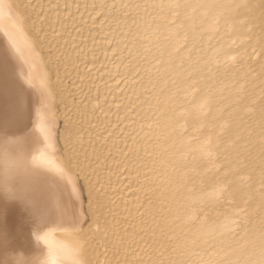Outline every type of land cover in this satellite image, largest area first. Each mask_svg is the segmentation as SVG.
Returning <instances> with one entry per match:
<instances>
[{
	"label": "bare ground",
	"instance_id": "bare-ground-1",
	"mask_svg": "<svg viewBox=\"0 0 264 264\" xmlns=\"http://www.w3.org/2000/svg\"><path fill=\"white\" fill-rule=\"evenodd\" d=\"M27 1L0 0V136L32 137L30 158L41 170L49 161L58 166L71 161L74 168L79 163L76 170L87 180L91 202L95 201L99 209H94L91 223L85 227L87 215L82 195L81 220L75 228H51L36 233L24 205L0 201V231L7 232L17 245L28 246L33 254L40 248L36 237L43 236L52 245L51 264H173L176 260L219 264L223 259L258 255V247H251L247 241L258 237L261 215L258 219L256 215L264 210V190L260 189L256 176L259 171L256 173V163L251 159L253 156L258 157L255 162L259 159V115L264 107L259 99L264 94V58L248 65L246 54L250 52L256 57L264 54V46L257 39L249 43L260 9L252 13L241 10L236 19H243L244 25L237 32L226 27L214 30L211 15L205 16L204 10H200L194 20L195 29L186 33V41L177 35L185 34L178 27L180 20L165 25L152 19L158 10H140L136 26L122 31L118 38L127 39L124 44L128 47L126 51L133 54V62L139 54L148 61L149 74L145 80L151 96L144 111L146 122L140 125L139 121L142 133L120 141L126 133L125 124H131L132 119L119 106L124 98L120 100L112 94L118 83L111 80L109 86L110 78L97 83L93 77L90 81L91 75L84 72L87 67L93 69L100 64L85 54L93 44L82 46L79 35L71 39L69 30L77 24V15L72 23H58L60 14L55 9L44 8L42 0L35 5L31 4L34 0ZM56 1V6L58 2L66 5V0ZM139 1L156 2L136 0ZM73 10L70 4L68 11ZM64 12L61 10L68 15ZM169 17L172 18L170 13ZM41 19L50 28H42ZM78 19L81 23L77 27H82L81 17ZM98 44L104 54H109L108 44L103 47ZM45 49L55 56L46 57ZM237 53L245 56L244 63L238 73L228 75L225 67L234 63L232 57ZM78 54L82 59L76 58ZM62 58L67 64L53 77L49 61ZM126 64L123 60L112 67L118 70L124 66V75L130 78ZM103 72L110 73L107 69ZM257 74L262 79L259 90L255 83ZM74 78H77L72 83L74 88L69 90L66 82ZM173 80L177 83L170 87ZM129 84L134 86L132 78L126 83ZM86 91H91L89 96ZM110 94L116 98V104L109 99ZM85 95L86 104L82 101ZM79 96L76 102L75 97ZM59 97L70 103V109L64 107L61 115ZM99 105L102 110L96 118L93 114ZM170 107L186 113L175 126L165 115ZM48 113L56 116V128L50 139L45 131ZM63 116L69 127V132H65L68 138L64 137L66 146H70L66 156L59 144ZM180 125L188 131L181 132ZM208 134L219 136V147L214 150L216 166L212 170L200 148ZM178 161L188 166H178ZM244 165L247 167L243 168ZM190 168H196L199 175L191 173ZM185 175H193L187 182L190 191L181 187ZM146 177L150 179L144 181ZM224 182L237 192L234 204L220 203L206 208L211 201L201 200L202 193L211 192ZM147 197L156 203L147 202ZM236 206L245 208L251 229L244 241H238L231 231L233 221L239 222L244 214H234ZM144 222L151 225L150 229L142 231ZM209 230H214L211 238L204 235ZM159 253L164 254L163 258L157 257ZM10 254H14L12 249L0 253V264L10 259Z\"/></svg>",
	"mask_w": 264,
	"mask_h": 264
},
{
	"label": "snow or ice",
	"instance_id": "snow-or-ice-1",
	"mask_svg": "<svg viewBox=\"0 0 264 264\" xmlns=\"http://www.w3.org/2000/svg\"><path fill=\"white\" fill-rule=\"evenodd\" d=\"M67 7V6H66ZM91 7L99 9L100 13L107 15L113 10H117L115 2L108 3L107 0H93ZM122 9L146 10L148 8L158 10V15L152 17L153 20H158L163 24H176L177 20L181 23L178 25L183 29L184 35L177 34L179 39L186 41L188 39L187 32L195 29L194 20L200 10H204V15H211L214 30L219 31L226 27L231 32H237L244 25L243 19H236L241 14L252 13L256 8L260 9L261 20H264V0H259V4L255 0H156L154 3H138L136 0H127V2L119 5ZM171 14V19L169 17ZM143 19V18H141ZM184 22H187L186 24ZM137 24V19L129 17L125 21V25L130 27ZM264 31V24L261 25ZM110 44L118 46V42L109 41ZM236 43L235 40L232 41ZM184 47V45H181ZM127 50V47L125 48ZM179 51V49H176ZM234 63L226 66V71L239 72V66L243 65L244 57L237 53L232 57ZM121 77V80H124ZM173 80L171 86L176 85ZM206 91V90H205ZM168 120L175 122L183 118L186 113L177 111L175 108H169L165 113ZM47 138L50 139L53 130L56 128V116L53 113L47 114ZM259 124L261 128V140L259 143V167H260V185L264 189V107L260 109ZM181 132H187L188 129L184 125H180ZM192 139H196L195 136ZM33 138L23 136L16 139L9 138L7 134L0 136V201L9 203H19L24 205L31 215V220L36 233H45L51 228H75L81 220L80 208L82 203V185L79 184L80 168L79 163L76 168L72 166L71 161L63 166L47 162L44 170L35 166L36 162L30 158L29 145ZM219 147V136L208 134L204 142L200 145L203 155L209 162L210 169L215 168L216 153L215 149ZM55 155V153H53ZM239 155V154H237ZM255 158V157H253ZM239 162V161H238ZM178 166L187 163L178 161ZM190 163V162H189ZM190 172L194 175H199L196 168H190ZM193 179V175H185V183L181 186L185 190H191L188 187V181ZM55 189V193L52 189ZM178 187L177 193L179 194ZM59 193V194H56ZM91 195V189L89 190ZM237 192L233 191L231 185L227 182L216 185L211 192L202 193L201 200L211 201V205L216 206L220 203L233 205ZM244 206H247V200H244ZM237 211L234 214L240 216V221H233L232 232L238 241H244L249 228L248 217L245 213V208L236 206ZM260 231L258 237L248 240L247 243L259 249L258 255L245 254L242 259L232 260L223 259L219 264H264V210L261 211ZM214 230H209L204 235L211 238ZM36 240L40 245L36 254H33L31 249L23 244L17 245L5 231H0V253L7 252L12 249L14 254H10V259L4 264H51L53 260L52 245L44 241L43 236H37ZM207 242V241H206ZM19 249V250H17ZM46 256V259H42ZM173 264H196L191 260H176ZM200 264H208L206 261H201Z\"/></svg>",
	"mask_w": 264,
	"mask_h": 264
},
{
	"label": "rangeland",
	"instance_id": "rangeland-1",
	"mask_svg": "<svg viewBox=\"0 0 264 264\" xmlns=\"http://www.w3.org/2000/svg\"><path fill=\"white\" fill-rule=\"evenodd\" d=\"M38 1L39 0H34L31 4L35 5ZM42 1H43V7L44 8L55 9L56 12L58 14H60L59 17L57 18L58 23H61V21H64L65 23H72V19L74 18L75 15H77L76 16L77 24H75L73 26V28L69 30L70 34H71L70 35L71 39L74 40V39H76L75 35H79L82 37V42H83L82 46H85L87 44L88 45L93 44L94 47H92V46L89 47V50L86 51L85 54H87L89 58L92 57L93 59H96L98 64H100L99 66L98 65L95 66L93 69L87 67L84 72L86 73V71H87V73L91 75V77H89L90 81L93 80V77L96 78L97 83H99L101 80H103L105 82V81H107V78H110V79H108V81H110V83L108 84L109 86L112 85L111 80L113 81V83L114 82L118 83V85H117L118 89L113 90L112 94L115 93L117 95L116 97L120 100L122 98H124V100L120 103L121 105H119V106L126 109L127 110L126 114L128 115L129 118L132 119L131 124H128V123L125 124L124 128H125L126 133L122 134V136L120 135L121 137L119 138V140L122 141V139L126 136L137 137L138 135H140V133H142V132H141V130H139V121H141L140 125H143L144 122H146V117L144 115V111H145V106L149 102V99L151 96L149 91H147V89H146L147 83L145 80V76H147L149 74V71L147 69L148 61L145 60L144 55L139 54L135 57L136 61L133 62V60H132L133 54L129 53L128 51H126L124 49V47L126 48V45L124 44V42L126 43L127 39L126 40L123 39L124 36L122 38H118V37L122 31H125L129 28L128 26L125 25V21H127L129 19V17L138 19V17L141 15V11L140 10H130V9L126 10V9L119 8V5L122 3H125L127 0H107L108 3L115 2L118 6L117 10H113L111 13H109L107 15L99 14L100 13L99 9H93L91 7L93 0H66V5H63V6L59 2H58L59 5L56 6V3H54V2H57L56 0H51V1L42 0ZM27 2L29 3L30 1L28 0ZM138 3H140V1ZM255 3L259 4V0H255ZM70 4H72L74 7V10L72 12L68 11V7ZM61 10H64L65 11L64 13H67L68 15L61 13ZM257 10H259V8H257ZM41 12L43 13L44 10L42 9ZM80 17H81L83 26L77 27V25L81 23L80 19H78ZM260 17H261V14H259V16L256 17L257 19L255 18V20L257 22L255 21L256 23L253 25V27H256L255 28L256 30H254V28L252 27L253 32H252V37L249 40L250 41L249 43L252 44V42L257 39L258 43L260 45L264 46V31H262V28H261V25L264 24V20H261ZM41 24H42V28H44V27L46 29L50 28V25L48 23H46L45 21H43L42 19H41ZM100 25H102V27H100ZM135 26H136V24L133 25V27H135ZM47 36H49V35L47 34ZM40 39H39V41H40ZM110 40L118 42V46H114L113 44H110L109 43ZM84 42H87V43H84ZM98 43H100L101 47L108 44L107 46L109 47V50H108L109 54H107V55L104 54L103 48L100 49V46H98L99 45ZM44 45H43V47H44ZM50 52H48L45 49V51H44L45 56L48 58L54 57L55 54H53L52 52L50 53ZM121 52H124V53L121 54ZM127 52H128V54H126ZM48 53L51 55L48 56ZM110 53H111V55H110ZM122 57L125 59H121ZM243 57L245 59V56H243ZM76 58L82 59L80 54H78L76 56ZM246 58H248V59H246L248 62V65L251 62H254V63L258 62L259 63V62L263 61L264 54H260V56L258 55V57H256L255 55H253V56L250 55V52H248L246 54ZM123 60L125 63H127L126 66H128L130 68L129 74L131 75L130 78L133 79L134 86H130V84L126 85V83L129 82L130 78H127L128 76L124 75V73L126 72L124 66L120 67L118 70L115 69V67H112V66H115L116 64L123 63ZM113 63H114V65H113ZM49 64H50L49 67H50L51 73H52L53 77H55L56 72L61 71L64 68V66L67 64V60L64 58L53 59V60L49 61ZM241 67H242V65H241ZM241 67H239V68H241ZM105 69H107V71H110V73H104L103 72V74H102V71H104ZM232 72L233 71H231V72L227 71L226 73L228 75H231ZM234 72H236V71H234ZM121 77H124L125 79L121 80ZM257 78L258 79L255 80V83L257 84L256 89L258 88V90H259L262 88V79L258 74H257ZM76 80H77V78L68 79V81L66 83H67V87H69V90H73L74 87L72 86V83H73V81H76ZM78 86H80V83L78 84ZM90 92L91 91H86L85 94L89 96ZM86 95L82 99L84 104H86V99H87ZM107 96H108V94H105V97H107ZM261 96H262V98L260 97L261 100L259 99V101L262 102L261 104H263L264 103L263 102L264 101V94ZM113 97L114 96L111 97V94H110L109 99L112 100L113 103L114 102L117 103L116 98L114 97V99H113ZM79 98H80V96L75 97V101L76 102L79 101ZM59 99L60 100H59L58 108H59V114L61 115L64 107L67 108V111L70 109V103L67 100L62 99L60 97H59ZM142 100H143V103H140ZM107 101L108 100H106V103H108ZM116 103H114V104H116ZM101 107L102 106L99 105L95 109V112L93 114V116L95 115L94 117L97 118L100 116V112L102 110ZM141 113H143V114H141ZM256 127L257 126H255V129H256ZM67 128H68V131H67ZM117 131L118 130H116V132ZM147 131L148 130H146L145 133ZM65 132H69V127L66 126L65 118L63 116L60 118L59 144H60V147L62 149L63 154L66 156V153L68 152L67 150H68V148H70V146L69 147L66 146L67 141L65 142V139L68 138V134ZM70 133H71V131H70ZM252 136H254L253 133H252ZM64 137H65V139H64ZM250 137H251V135H250ZM130 139L131 138H128V143L132 144L133 142ZM137 139H138V141H140L139 138H137ZM141 143L142 142H140L139 144H141ZM126 146H127V143H126ZM248 153H250L249 155H251L250 151ZM246 154H245V157H246ZM248 157H246V159H248ZM148 158H149L148 156L144 157V162L147 163ZM256 158H258V157H255L254 159L251 158V159L254 161V163H256V165L254 166V169H256L255 170L256 173L259 171L258 174H256V176L258 177V179H260V170H258L260 168L259 167L260 162H259V159H257L255 162ZM135 163L136 162H134V164ZM245 167H247V166L244 165L243 168H245ZM143 169H144V167H143ZM140 170H141V168H140ZM143 172H144V170H143ZM147 179L149 180L150 177L143 178L144 181H146ZM79 183H80V185H82L83 197H84V202H85V211H86V215H87V221H86L85 227H88L91 223V216L94 213V209L98 210L99 208H98V205L95 203V201L92 200V202H91L90 195H89L88 182L85 178H82L81 175H80ZM260 189L264 190L262 188H260ZM146 200H147V202H149L151 204L156 203L154 200L153 201L149 200L148 197L146 198ZM226 208H228V207L226 206ZM258 214L259 215H256V219H258L260 217V213H258ZM150 227H151V225H147V222H144V224L142 225V231L148 230V229H150ZM171 252H172V250L170 251V253ZM163 255H164L163 253L162 254L159 253V254H157V257L161 259V258H163ZM158 264H160V262H158Z\"/></svg>",
	"mask_w": 264,
	"mask_h": 264
}]
</instances>
